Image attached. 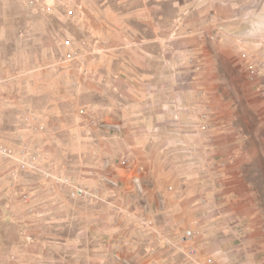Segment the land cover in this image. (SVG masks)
I'll use <instances>...</instances> for the list:
<instances>
[{"label":"rangeland","instance_id":"374dc122","mask_svg":"<svg viewBox=\"0 0 264 264\" xmlns=\"http://www.w3.org/2000/svg\"><path fill=\"white\" fill-rule=\"evenodd\" d=\"M98 1L0 0V264H264V0L153 42Z\"/></svg>","mask_w":264,"mask_h":264},{"label":"crops","instance_id":"0c3cea01","mask_svg":"<svg viewBox=\"0 0 264 264\" xmlns=\"http://www.w3.org/2000/svg\"><path fill=\"white\" fill-rule=\"evenodd\" d=\"M207 1L208 3H206ZM99 0L98 19L105 22H127L131 23L130 34L133 38H145L153 42L155 38L167 35L171 21H175L186 11H191V19L198 20L203 15L197 11L198 4L206 3L210 8L215 9L217 15H232L236 11L235 0ZM93 11L88 16L95 19ZM208 19L205 14L200 20ZM188 20V19H187ZM189 21V20H188ZM149 38V39H148ZM151 38V39H150ZM154 38V39H153ZM229 211H227L228 213ZM228 215V214H227ZM203 249L202 251H205ZM206 253V252H205Z\"/></svg>","mask_w":264,"mask_h":264},{"label":"built area","instance_id":"2783aa9c","mask_svg":"<svg viewBox=\"0 0 264 264\" xmlns=\"http://www.w3.org/2000/svg\"><path fill=\"white\" fill-rule=\"evenodd\" d=\"M30 149V145L24 142L20 153H18L20 164H22L23 166L25 165L27 157L31 151ZM16 156L17 152L11 146L0 145V158L8 161L14 160ZM62 183L69 188L72 198L88 199L92 197V194L86 188H83L80 185H76L71 178H64L62 180ZM199 233L201 232L196 231L195 228H190L180 236L179 243L181 246H184V252L188 253L190 256L196 255L197 253V239ZM148 253L153 255L155 251L154 249H151L148 251Z\"/></svg>","mask_w":264,"mask_h":264},{"label":"clouds","instance_id":"9594fccd","mask_svg":"<svg viewBox=\"0 0 264 264\" xmlns=\"http://www.w3.org/2000/svg\"><path fill=\"white\" fill-rule=\"evenodd\" d=\"M248 24L246 37L255 41H264V10L249 13Z\"/></svg>","mask_w":264,"mask_h":264}]
</instances>
